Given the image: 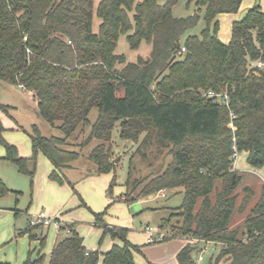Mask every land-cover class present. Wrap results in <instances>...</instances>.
Masks as SVG:
<instances>
[{"label": "trees", "instance_id": "trees-1", "mask_svg": "<svg viewBox=\"0 0 264 264\" xmlns=\"http://www.w3.org/2000/svg\"><path fill=\"white\" fill-rule=\"evenodd\" d=\"M181 1L0 0V94L5 83L32 92L39 116L63 135L46 137L34 126L32 156L23 157L6 139L0 119L4 159L34 176L27 166L41 152L54 167L50 178L64 184L62 170L81 155L68 149L69 139H79L96 107L98 119L85 143H102L90 155L98 174L115 172L105 143H111L117 123L123 140L136 143L146 133L145 142L156 136L172 146V161L144 182L140 197L184 189L177 208L183 223L173 238L199 242L178 253L179 264H197L193 254L200 241L225 244L212 264H264V185L244 231L229 227L242 181L234 169V144L238 153H248L249 165L264 167V13L259 6L250 9L233 23L231 42L224 44L216 19L237 13L243 0H186L187 7L195 3L193 13L177 16ZM202 21L200 33H192ZM122 36L131 50L149 47L148 57L128 64L125 54L117 53ZM210 91L227 94L228 106L204 98ZM0 110L7 112L8 106L0 103ZM9 191L0 179V197ZM244 194L241 213L254 191L246 187ZM40 228L29 224L25 233L44 246L42 231L33 234ZM67 228L70 235L54 246L48 264H99L101 259L135 264L133 253L141 252L127 239L126 228L104 227L122 241L106 253H89L72 226L61 230ZM44 262L45 256L29 257L26 264Z\"/></svg>", "mask_w": 264, "mask_h": 264}, {"label": "rangeland", "instance_id": "rangeland-1", "mask_svg": "<svg viewBox=\"0 0 264 264\" xmlns=\"http://www.w3.org/2000/svg\"><path fill=\"white\" fill-rule=\"evenodd\" d=\"M262 1L264 5V0ZM194 9V2L187 7L186 0H182L175 8V14L188 16ZM95 24L97 26V19ZM203 25L202 21L192 33L199 34ZM222 27L223 33L228 35L230 33L228 27L223 24ZM150 50L145 45L138 51L131 50L125 37L122 36L118 42L117 53L125 54L129 64L136 63L139 57L146 59ZM122 93L119 91L118 95ZM32 98L28 91L19 87L6 83L2 86L0 102L10 108V114L1 111L3 122L8 128L5 137L26 157L32 156L30 135L33 134L34 126H38L46 137L63 136L57 127L51 126L39 116L37 101ZM98 114V109L93 108L89 114L88 124L79 139H76L77 135L69 139L71 145L68 149L80 152L81 155L71 167L62 170L67 177L64 184H59L50 178L53 168L43 153L38 154L35 163L32 161L28 163L27 169L35 172L34 176H31L29 172L20 171L16 164L3 160L5 148L0 145V178L10 190L5 196L0 197V264H26L29 257L35 260L39 256H45L44 264H48L57 237L62 240L70 235L67 229L57 233L53 227L50 229L44 227L43 235L46 238L44 246L40 242H34L36 239H32L30 234H19L16 231L25 230L27 224H30L40 213H45L51 218H61L72 226L80 236L84 237L89 253L106 252L113 242L122 243L120 239L114 240L110 234L105 233L104 227H109L106 224L126 228L129 242L141 250L133 253L135 264H178L177 253L186 242L185 239L191 241L188 244L196 243V239L189 237L173 238L174 233L183 223L177 211L183 203V188L163 190L164 193L160 191L151 196L140 197L144 182L164 171L172 161V146L160 143L156 136L145 142L146 133L136 143L123 140L120 137V123H117L111 143H105L107 148L111 146L109 148L111 158L116 164L115 172L98 174L96 165L90 160V155L102 143L96 139L88 145L85 143L98 119ZM242 153L236 159V164L239 172L247 177L254 196L247 210L241 213L239 207L245 195L246 182H241L236 187L235 193L239 194L240 198L229 227L239 229L241 232L244 231L247 216L262 191L258 173L246 169L247 161ZM124 196L127 200L122 199ZM15 209L22 211L17 219L14 216ZM146 226L152 228L153 232H158L163 238L157 237L154 243H149ZM42 228L37 232H43ZM165 237L173 239L163 242ZM203 247V244L198 246V248ZM199 250L193 254L197 264H212L220 252V248L210 247L205 252V260L198 262ZM99 264H104L102 259ZM220 264L228 263L222 261Z\"/></svg>", "mask_w": 264, "mask_h": 264}, {"label": "crops", "instance_id": "crops-1", "mask_svg": "<svg viewBox=\"0 0 264 264\" xmlns=\"http://www.w3.org/2000/svg\"><path fill=\"white\" fill-rule=\"evenodd\" d=\"M255 6H259L261 9H262V12L264 13V5H263V1L262 0H243V3H242V5H241V8H240V11H239V13H229V14H220L218 17H217V19H216V21L217 22H219V24H220V30H219V34H218V36H219V39L221 40V42L222 43H224V44H229L230 42H231V39H232V27H233V23L234 22H237V21H241L245 16H246V14L248 13V11L250 10V9H252L253 7H255ZM222 24L226 27H228V29H229V31H230V33L227 35L226 33L224 34L223 33V31H222V29H223V27H222ZM224 30V29H223ZM21 89V88H20ZM30 93V96H31V98L33 99V100H35L36 98L34 97V94L32 93V92H29ZM37 101V100H36ZM1 103V102H0ZM37 103V102H36ZM2 104V103H1ZM38 104V103H37ZM3 105H5V106H8V105H6V104H3ZM10 108H9V106H8V111L6 112V113H8V114H10V110H9ZM3 112V111H2ZM0 119H1V121L3 122V119H2V116H1V110H0ZM3 125H4V127L6 128V133H5V136H6V134H7V130H8V128L5 126V124H4V122H3ZM6 153V152H5ZM21 154V153H20ZM240 154V153H239ZM242 154H244V156H245V158H246V161H247V157H248V153L247 152H243ZM21 156H23V157H26V156H24V155H22L21 154ZM239 156V155H238ZM5 158V154H4V156L2 157V159L3 160H5L4 159ZM27 158H29V157H27ZM5 161H7V160H5ZM51 163V162H50ZM52 165V164H51ZM246 165H247V167H246V169L247 170H249V171H253L254 173H258L257 175H258V179H260L259 181L261 182V185H262V187H263V185H264V167H262V168H260V169H257V168H254V167H252L251 165H249L247 162H246ZM52 168H53V170H54V167H53V165H52ZM234 169L242 176V181L241 182H246L245 183V187H251V185L248 183V181H247V177L243 174V173H241V172H239L240 170H239V167H238V165L236 164V160H235V163H234ZM52 170V171H53ZM246 171V170H245ZM67 178V177H66ZM1 179V178H0ZM249 180V179H248ZM163 193H164V191H162ZM122 199L124 200V199H126V197L124 196V197H122ZM127 200V199H126ZM15 211V213H14V216H15V219H17V218H19L20 216H21V214H22V211H20L19 209H15L14 210ZM64 223H65V225H68L65 221H64ZM101 225H103V224H101ZM107 226H109V227H114V228H119V227H116V226H112V225H108V224H106ZM103 226H105V225H103ZM28 227H29V223L27 224V226H26V228H25V230H23V229H18V230H16L17 231V233H19V234H26V233H24V232H26L27 231V229H28ZM47 229H50V228H47ZM55 229V228H54ZM42 230H43V232L41 233V234H44V230H45V228H42ZM56 231H57V233L60 231V230H57V229H55ZM39 232H37V231H35L33 234H38ZM16 235V234H15ZM147 236H148V239H149V234H147ZM82 237V236H81ZM84 238V237H83ZM59 238L57 237V239H56V241H55V243H54V246L59 242ZM186 240V242H184V245L180 248V250H179V252L188 244V243H190L189 242V240H187V239H185ZM34 242H40V240H39V238H37L36 239V241H34ZM114 244H116L115 242H113V244H111L110 246V248H109V250L112 248V246L114 245ZM84 245H85V239H84ZM117 245H122V243H120V244H117ZM85 247H86V245H85ZM108 250V251H109ZM108 251H106V252H108ZM141 251V250H140ZM106 252H102V253H106ZM178 252V253H179ZM178 253H177V255H178ZM178 264H179V262H178Z\"/></svg>", "mask_w": 264, "mask_h": 264}, {"label": "built area", "instance_id": "built-area-1", "mask_svg": "<svg viewBox=\"0 0 264 264\" xmlns=\"http://www.w3.org/2000/svg\"><path fill=\"white\" fill-rule=\"evenodd\" d=\"M182 52H185V48L182 49ZM257 65L259 68H261L263 66L262 63H258ZM203 97L206 99L216 100V102L220 106H228V95L227 94H217L215 92L210 91V92L203 93ZM229 127L231 129H234L232 122L229 124ZM234 141H235V139H234ZM233 149H234V154L232 156V159L236 160L238 158L239 153L237 151V147L235 144L233 146ZM30 225L33 227L41 226L43 228L44 227H47V228L53 227L57 230H61V228L63 226H65V223H64V220H62L61 218H58V217L51 218V217L47 216L45 213H40L32 219V221L30 222ZM145 230L149 234V239H148L149 243H154L155 239L157 237H160L159 239L163 238V236H160L158 234V232H153L152 228H149L148 226L145 227ZM67 233L68 234L71 233L69 228H67ZM193 242L194 241H192V243ZM196 242H199V241H196ZM200 243L203 244L204 247L199 250L198 259H197L198 262H203L205 260V252L208 251L210 247H213L214 249H217V248L221 249V248L225 247V244L211 242V241H200ZM88 254L89 253H87V255Z\"/></svg>", "mask_w": 264, "mask_h": 264}]
</instances>
